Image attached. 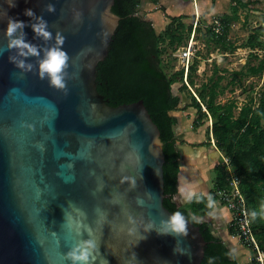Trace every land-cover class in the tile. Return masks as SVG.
<instances>
[{"label": "water", "instance_id": "water-1", "mask_svg": "<svg viewBox=\"0 0 264 264\" xmlns=\"http://www.w3.org/2000/svg\"><path fill=\"white\" fill-rule=\"evenodd\" d=\"M49 3L55 13L43 11ZM26 9L53 34L45 42L28 26V42L43 49L57 32L65 37L66 87L41 80L36 57L27 71L10 62L15 52L0 55V264H70L67 252L89 239L77 234L84 227L98 246L93 264H203L198 224L179 239L149 231L175 211L165 199L166 135L148 103L115 106L98 88V64L123 23L121 1L16 0L10 8L0 0V47L4 13L30 25Z\"/></svg>", "mask_w": 264, "mask_h": 264}, {"label": "trees", "instance_id": "trees-1", "mask_svg": "<svg viewBox=\"0 0 264 264\" xmlns=\"http://www.w3.org/2000/svg\"><path fill=\"white\" fill-rule=\"evenodd\" d=\"M120 1L123 23L117 27L112 37L107 57L98 64V88L115 106L140 100L148 103L150 114L166 135V207L181 211L186 216L187 210L191 209L206 217L205 203H184L178 206L173 200L177 194L179 174L178 143L182 144L175 137L173 128L176 120L169 115L180 103L179 97L170 92L173 84H180L182 91H188L187 86L192 88L193 94L189 91L188 94L196 109L197 121L201 117L211 120L206 140L208 145L212 139L215 148L229 161L234 176L239 180V189L245 198L247 209L258 207L264 200V56L258 57L253 50L264 44L261 41L264 40V25L252 29L247 41L242 45V48H248L251 53L239 71L230 73V80L225 85L221 82L227 77L218 75L219 70L215 68L207 82L196 87L193 79L196 67L191 63L187 68L185 86L183 70L172 75L166 73L161 55L166 49L175 51L179 47H185L186 39L192 32L193 39L197 38L206 47L213 42L215 47L219 46L220 51L233 53L237 47L228 39L231 27L239 20L238 8L233 6L229 14L219 18L221 32L216 33L214 26L193 29L190 23L185 37L182 17L169 18L165 28L157 34L152 22L138 15L142 2L158 5L159 0ZM196 34L199 36L196 37ZM246 78L263 79V87L256 97H252L253 87H250L249 99L241 106L237 101L230 99L221 103L219 97L224 96L229 87H232L231 92L236 85L243 88V80ZM213 171L215 176L209 194L216 200L219 191L230 189L229 175L221 165L216 166ZM198 225L207 237L203 264H208V258H214V264H239L233 255H229L232 252L226 244L213 234L207 221ZM251 228L260 249L264 252V221L251 222ZM228 233L235 236L230 224Z\"/></svg>", "mask_w": 264, "mask_h": 264}, {"label": "rangeland", "instance_id": "rangeland-1", "mask_svg": "<svg viewBox=\"0 0 264 264\" xmlns=\"http://www.w3.org/2000/svg\"><path fill=\"white\" fill-rule=\"evenodd\" d=\"M176 1L177 0L170 2L168 0L165 4L167 10L160 6L151 10L140 6L138 15L146 21L151 19L157 34L162 32L165 23L169 22V18L182 17L185 25L184 36L186 37V31L190 23L193 25V29L195 27H201L202 29L203 27L214 26L215 30L221 32L219 18L222 15L229 14L233 6L238 8L239 20L231 27L228 39L233 46L237 47L233 53H224L220 51L219 46H217L218 48L215 47L213 42L206 47V45L200 43L197 38L193 39L194 34L192 32L188 39H186L185 47H179L175 51L166 49V52L161 55L162 63L165 66V72L172 75L183 70V83L187 86V67L185 58H183V52H185V49L191 44V55L188 66L192 63L196 67V73L193 76L196 87L206 83L213 75L215 68L219 70L218 75H225L227 77L221 82L222 85H225L230 80V73L239 71L245 65L251 53L248 48H242V45L247 41V37L251 34L252 29L259 25H264V0H238L237 3H232L230 0H214V2L212 0H182L181 4ZM198 36L199 35L196 34V37ZM261 41L264 42L263 39H261ZM161 47H165V45H161ZM253 53L258 55V57L264 56V44L254 49ZM242 85L244 86L243 88L236 85L232 92L230 90L232 87H229L225 91L224 96L219 97L221 103H224L226 99H230L237 101L238 105L241 106V104L247 102L249 99L250 87H253L252 97H256L263 87V79L246 78L243 80ZM180 87V84H173L170 91L173 96H177L180 99L177 108L169 113V115L176 120V124L173 128L175 137H178V140L181 141L182 144L187 143L186 141H193L190 143L192 146L203 145V141L208 138L207 132L211 128V120L201 117L197 121V112L191 104L188 94V91L193 94V90L187 86L188 91H182ZM202 109L204 111V107H202ZM209 147H211L210 150L213 157L206 158L205 170L209 179L207 184L209 188H212L215 176L213 169L221 165L227 172V167L222 159L223 155L215 148L213 140ZM231 170L233 171L232 167ZM173 200L178 206L184 204L181 197L175 196ZM218 206L220 207L217 209L216 215L214 217L206 216L203 221L210 222V220L215 219L214 222H210L213 234L221 240L224 239L226 246L234 253L233 256L238 257L237 259L239 262L248 264L253 257V252L244 246L236 236H231L228 233L231 214L225 206ZM221 210L223 213L229 214V222L226 224H221V222L216 220Z\"/></svg>", "mask_w": 264, "mask_h": 264}, {"label": "clouds", "instance_id": "clouds-1", "mask_svg": "<svg viewBox=\"0 0 264 264\" xmlns=\"http://www.w3.org/2000/svg\"><path fill=\"white\" fill-rule=\"evenodd\" d=\"M6 2L10 8L16 7V0H6ZM43 11L55 13L56 9L53 4L49 3ZM24 15L31 18L32 22L30 25L8 16L7 12L4 13V16L7 17V28L5 31L7 47H0V55H2L4 51L15 52V55L9 56L10 62L13 63L16 68L27 71H31L33 65L26 63V61L30 57H36L39 78L41 80L47 79L50 87L64 89L66 87L65 69L68 65V54L62 47L65 42V37L60 32H57L54 38L55 43L41 49L39 46L27 41L24 29L30 26L37 39L42 38L45 42H49L53 40V34L48 30V22L42 15L37 16L31 9H26ZM41 51L43 52L42 56ZM178 191L185 204L205 203V215L207 217H214L216 215L218 202L211 194L201 192L193 185L181 187ZM138 202L142 203V201ZM187 211V216L181 211L171 213L167 219L160 220L158 229L156 228L155 221H152L153 227L149 229V231L155 229L158 235H173L178 239L187 237L189 234V224H200L204 220V216L193 212L191 209ZM245 215L249 222L264 221V200L259 203L258 207L246 210ZM81 227L84 226L81 225ZM83 232H87L89 239H81L67 252L65 259L69 261L70 264H93L94 252L97 250L98 246L91 238L92 230L90 227H84V231H77V234L82 236ZM174 253L187 255L191 258V250L189 248L178 250L176 247ZM233 254L234 253H229V255ZM208 264H214V258H208Z\"/></svg>", "mask_w": 264, "mask_h": 264}, {"label": "crops", "instance_id": "crops-1", "mask_svg": "<svg viewBox=\"0 0 264 264\" xmlns=\"http://www.w3.org/2000/svg\"><path fill=\"white\" fill-rule=\"evenodd\" d=\"M168 0H159L158 5H153L150 3H141V7L146 8L148 10H151L153 8H157V6L165 7V4ZM170 2H174V0H169ZM182 0H177L176 2L181 4ZM148 21L152 22L151 19H148ZM167 23H165L166 26ZM164 26V28H165ZM153 27L154 24H153ZM163 28V29H164ZM182 136V135H181ZM178 139V137H176ZM186 140V139H184ZM185 144H179L178 143V150L180 152V159L178 161L179 163V174H178V180H177V194L176 197H180L178 189L181 187H186L188 185H193L198 188L201 192H207L209 193L210 189L208 186V175L206 174V158H212V152L210 150L211 147H209L208 142L205 140L203 141V145L199 146H192L190 143L193 141H186ZM220 206H218L219 208ZM217 208V209H218ZM223 209V208H222ZM215 219L210 220V222H214ZM216 220L218 222H221V224H226L229 222V214L221 212L218 213ZM209 224H211L209 221H207ZM224 243V239L222 240ZM226 244V243H225ZM232 252V251H231ZM233 253V252H232ZM235 260L242 264L243 262L238 261V257H235Z\"/></svg>", "mask_w": 264, "mask_h": 264}, {"label": "built area", "instance_id": "built-area-1", "mask_svg": "<svg viewBox=\"0 0 264 264\" xmlns=\"http://www.w3.org/2000/svg\"><path fill=\"white\" fill-rule=\"evenodd\" d=\"M215 31L216 33H219L218 30ZM190 55L191 44L185 49V52H183V58H185L187 68ZM222 159L227 167L230 189H228V191H219L216 194V201L218 202V205H223L229 210L231 214V220L229 224L230 227L234 229L235 236L244 246L253 252V257L248 264H264V252L260 249L251 228V222L248 221L245 215V212L248 209L245 198L239 189V180L234 176L229 161L225 157Z\"/></svg>", "mask_w": 264, "mask_h": 264}]
</instances>
